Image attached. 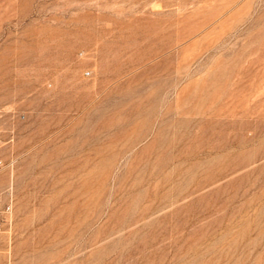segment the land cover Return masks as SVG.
<instances>
[{
  "label": "rangeland",
  "instance_id": "374dc122",
  "mask_svg": "<svg viewBox=\"0 0 264 264\" xmlns=\"http://www.w3.org/2000/svg\"><path fill=\"white\" fill-rule=\"evenodd\" d=\"M0 264H264V0H0Z\"/></svg>",
  "mask_w": 264,
  "mask_h": 264
},
{
  "label": "built area",
  "instance_id": "2783aa9c",
  "mask_svg": "<svg viewBox=\"0 0 264 264\" xmlns=\"http://www.w3.org/2000/svg\"><path fill=\"white\" fill-rule=\"evenodd\" d=\"M13 213V199L9 198L6 203H0V230L4 225L11 224Z\"/></svg>",
  "mask_w": 264,
  "mask_h": 264
}]
</instances>
